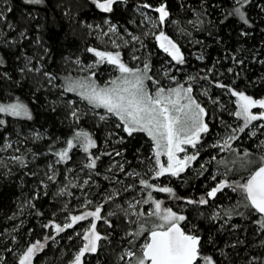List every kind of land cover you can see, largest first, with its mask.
I'll list each match as a JSON object with an SVG mask.
<instances>
[{"label": "trees", "instance_id": "16d2710c", "mask_svg": "<svg viewBox=\"0 0 264 264\" xmlns=\"http://www.w3.org/2000/svg\"><path fill=\"white\" fill-rule=\"evenodd\" d=\"M162 3L170 15L164 25L160 24V30L180 46L185 59L183 64L175 63L170 76H177L178 81L169 86L188 84L185 78L193 76L198 84L189 85L206 107L209 126L197 147L194 168H188L180 177H159L175 192L170 200L187 203L189 198L207 197L215 186L211 179L215 166L233 182L248 174L238 170L245 151L253 160L264 155L263 129L254 135L249 130L239 133L229 150L220 152L213 145L231 132L238 118L234 115L237 98L231 95L232 90L254 99L264 98V0H251L241 9L249 24L229 15L240 6L236 0H118L111 13L98 9L92 0H43L41 4L0 0V104L19 100L32 116L27 119L0 113L4 121L0 125V146L7 138L18 140L16 157L23 160L22 164L0 155V264H18L16 249L36 241L44 247L34 255L33 264L66 260L80 246L74 234L83 221L60 233L52 230L53 225L65 215H81L100 205L101 217H113L107 219L110 231L119 237L124 233L125 223L119 217L128 215L121 209H129L125 199L138 194L143 187L141 177L147 180L149 170L156 167L153 143L144 133L128 136L116 127L115 117L101 120V110L97 113L84 107L79 119L72 117L75 104L71 100L77 96L64 91L63 76L77 74L76 61L89 64L95 60L94 53L87 49H103L95 37L99 32L96 26L108 30L109 20L118 29L125 26L139 34L132 45H120L125 62L139 68L147 63L153 79L168 86L163 71L170 57L145 26L142 14L151 13ZM146 4L151 7H144ZM133 49L138 50L134 53L138 58L128 54ZM111 67L103 64L87 73L95 72L105 82L114 74ZM221 83L226 87H217ZM79 130L90 133L96 147L90 154L74 147L67 162H58L55 153L64 149L66 141ZM97 157L96 167L87 168ZM220 160L227 162V168L218 163ZM130 186L135 187L128 189ZM62 188L68 192H61ZM244 203L240 193L225 188L214 201L186 209L185 226L193 227L201 236L203 254L213 257L216 264H264V229L258 223L259 214L245 208ZM214 208L221 214L215 219ZM145 209L141 203L136 206V210ZM228 210L230 214L226 215ZM137 229L134 224L133 231ZM144 235L136 237L134 247ZM97 256L103 264L110 262L106 250H99Z\"/></svg>", "mask_w": 264, "mask_h": 264}, {"label": "snow or ice", "instance_id": "6c2138e0", "mask_svg": "<svg viewBox=\"0 0 264 264\" xmlns=\"http://www.w3.org/2000/svg\"><path fill=\"white\" fill-rule=\"evenodd\" d=\"M251 0H236L239 7H235L229 15L238 16L244 24H249L246 13L241 9ZM29 4H41L43 0H27ZM92 3L105 13L113 11V5L118 3V0H92ZM151 7V5H144ZM159 14L158 20L163 24L169 17L170 13L166 4H161L155 8ZM3 18V13H0V19ZM191 23V22H190ZM158 25L153 22V27ZM91 27V26H89ZM109 31L115 32V27H111ZM133 39H139L133 37ZM155 39L159 42V47L167 53L177 64L185 62L184 55L180 47L163 31H160ZM88 52L94 53L99 58L97 63L107 62L114 65L118 70L119 75L111 79L103 86L96 83L94 77L95 72H92L88 77L72 78L66 77L64 91L68 93H76L81 100L86 101L93 109H103L104 115H100L101 120H106L109 117H115L118 123L117 128L127 133L128 136H133L135 133H144L153 142L155 168L150 169L154 173L153 178H159L166 174L173 177H180L193 161L197 160L198 151L191 155L180 156V153H187L185 146H190L196 149L200 142L201 134L209 131V126L205 122L207 115L205 109L192 96L193 88L191 85L185 87L183 84H178L176 87L165 89L160 86V82L148 75L150 67L147 63L143 68L129 67L121 59V54L109 51H98L95 48H88ZM3 59L0 58V64ZM79 64V61H76ZM96 65H87L81 68V71H88ZM39 71V69H36ZM23 71V70H21ZM49 80L53 79L49 73H44ZM190 79H193L190 77ZM148 81L156 85L155 91H152L148 86ZM217 87L225 88L224 84H217ZM231 95L236 97L238 110L234 115L243 120V127L238 129L243 132L249 127L251 122L264 120V111L253 113L254 108L264 110V99H254L243 92L231 91ZM0 113L12 116L31 119V113L27 105L19 100L15 103L0 104ZM71 116L79 119L77 111L73 110ZM4 124L0 120V125ZM237 129H232L224 139L222 144L214 145L222 150L231 149V142L238 137L234 135ZM255 133H253L254 135ZM81 147L85 153L90 154V150L96 147V142L92 139L90 133L79 130L74 133L72 139L66 141V147L55 153L58 156V162H67L70 159L69 153L74 147ZM11 147V145H7ZM235 151V150H233ZM119 155V153H117ZM166 156L167 160L162 161L161 157ZM251 153L245 151L243 156L239 158V169L247 172V176H241L240 179L229 182L227 179L221 180L218 184L211 188L206 193L209 198H215L217 193L225 188H230L233 192L241 194L244 204L243 206L250 209L252 212L259 214L258 223L261 229H264V155L258 159L250 158ZM14 160L20 161L23 164L21 157H13ZM96 159L90 160L87 168L93 169L96 167ZM215 159V157H213ZM219 164L225 165V160L218 161ZM236 160L232 161L235 165ZM255 165V167H253ZM203 167V165H201ZM121 170H123L121 168ZM231 171V169H228ZM133 175V173H129ZM134 175L139 176V173ZM215 179V176L212 177ZM52 179V177H49ZM87 183V181H85ZM139 183L146 189H151L156 192L168 193L175 197V192L171 187H159L149 183L148 180L140 179ZM110 196L108 199H111ZM208 199L201 197L198 201L188 200V204H208ZM88 203H91L89 201ZM141 201H135L129 204V209H121L126 215L135 217L131 221L132 224H137L136 231L127 233L130 237H138L144 233H148L146 242L142 244L139 252L129 249L120 257L124 260L128 258L129 264H216L211 256H206L201 250V237L193 230H186L181 227V222L187 219L186 216L178 214L172 208H163V202L155 200L152 193H148L147 199L143 200L144 204L151 203L154 205L151 211L136 210V206ZM102 205L97 206L94 211H86L81 215L70 217V222L63 226L59 224L53 225L57 233L63 232L67 228H72L77 222L93 218L89 228L83 235L85 243L80 248L72 264H84L83 258L87 253H96L99 247V241L105 239L97 231V224L94 221L102 219ZM228 210L225 214H230ZM109 213L108 215H112ZM216 215H219L217 213ZM151 218V219H149ZM213 219L216 216L212 217ZM107 222V221H106ZM48 227V225H45ZM131 244L132 241L130 240ZM44 245L40 241H36L24 252L19 260V264H32L34 255L43 249Z\"/></svg>", "mask_w": 264, "mask_h": 264}, {"label": "rangeland", "instance_id": "374dc122", "mask_svg": "<svg viewBox=\"0 0 264 264\" xmlns=\"http://www.w3.org/2000/svg\"><path fill=\"white\" fill-rule=\"evenodd\" d=\"M153 12H156V11L153 10V11H151V13L150 12H142V14L144 16V21H145L144 24H145V26L149 27V29L152 31V33H153V35L155 37L156 35H158L160 33L161 27H160V23H159V20H158V16L159 15L153 14ZM153 22H155L158 26L157 27H153ZM106 23L109 25V29L111 27H115L116 31L112 32V31H109V29L108 30H103L100 26H96V28L98 27L99 32H98L97 36L95 35V37H96L97 42L100 44L99 47L103 48L102 50H99V51H109V52H113V53L118 51L121 54L122 61L124 63H127V65L129 67H134L133 65L129 64L128 62H125V60L123 58V55L121 53V47L122 46H120V45L121 44H123L125 46L132 45V43H134L135 41L138 40V39H133V37H138L139 38V34L132 33L125 26H123L122 29H118L117 26L115 24H111V22L109 20H107ZM164 23H163V25H164ZM91 27H93V26H91ZM127 35H131V38L128 39ZM120 40L122 41L121 43H119ZM139 41H141V40H139ZM156 42L159 44V42L157 40H156ZM180 50H181V48H180ZM136 51H138V50L137 49H133L131 51H128V54L133 56L132 59H135V58L139 57V56H136V54H134ZM181 52H182V50H181ZM98 61H99V58L96 57L95 60L92 61L89 64H84L82 62L77 64L75 62L77 67H76V69L74 71L77 74H72V73L71 74H65L63 76V82L65 83V78L69 77V76L74 78V79L75 78H80V77H88L91 73H87V72L93 71V69H95L98 66L100 67L103 64H106L108 66H112L111 68L113 69L114 74L112 75V77L110 79H108L105 82L102 81L101 79H99V77L95 74L94 79H95V81H96V83L98 85L103 86L105 83H107L108 81H110L111 79H114L115 77H117L119 75V72L115 68L114 65L108 64L107 62L97 63ZM175 63L176 62L173 61L171 59V57H170V58H168V60H167V62L165 64L166 65L165 68H167V69L163 71V74H164V77H166V79H167V81L169 83H168V86L167 85H160V86H163L165 89L176 87V86H173V85L169 86V84H172V82H177L178 81L177 76H170V74L172 73V71L176 67ZM87 65H96V66L94 68H92V69H89L88 71H81V68H84ZM178 71H181V69H179ZM81 73H83V74H81ZM148 75H150V71L148 72ZM190 77L193 78V79H190ZM184 82H186L188 84H192V83L193 84L194 83L198 84V82L195 81V78L193 76H191V75L187 76L185 78ZM147 83H148L149 88L152 91H155L156 85H153L151 81H148ZM72 94L77 96L74 100H71V103L75 104L74 110L77 111V114H80L81 111H82V108H84V107H87L90 110H92L93 112H97V113L99 112V110H101L102 113L99 112L98 113V117H100V115H104L105 114L103 109H93L92 106L88 105L86 101L81 100V98L76 93H72ZM192 96L196 99V101L206 111V107L201 102H199V100L196 98L194 92H192ZM237 110H238V105H237ZM252 111H253V113H259V112L264 111V110H261L259 108H254ZM206 113H207V111H206ZM204 119H205V122L208 124L207 115L205 116ZM240 127H243V120L241 118H236L234 123H233V126H231V130L232 129H237V131L234 133V135L237 136L239 133H241V132L238 131V129ZM259 129H261V130L263 129L264 130V120H258V121L251 122L249 127L246 128L245 130H249V133L251 135H253V133H257V130H259ZM204 134L205 133L201 134V138L203 137ZM223 139L224 138L218 140L213 145L222 144L223 143ZM199 143L197 144V147L199 146ZM9 144L11 145V147H7V145H9ZM18 145H19L18 144V140H13L11 138H7L5 144L3 146H0V155L8 157V158L10 157V158L13 159V157L17 156L16 153L20 150V148H17ZM185 147L187 148V153H180L181 157H183L186 154L191 155V154L197 152V147H196V149H193L190 146H185ZM78 148L82 149L79 146H78ZM219 149H220V152L224 151L221 148H219ZM161 160L162 161H166L167 157L166 156H162ZM194 162L195 161H193L188 168L193 169L194 168ZM215 165H217V164H215ZM215 167H216V169H214V172H213V175H212V177L215 176V179H213L212 177H211V179L215 180L214 185L216 186L218 184V182H220L221 180H224L225 178H224V172H222V170L219 169L218 166H215ZM121 168L123 169L124 166L121 167ZM152 168H155V167H152ZM122 171L123 170H121V169L119 170V172H122ZM130 172L131 171H129L128 173H130ZM147 174H148L147 180L149 181V183H151L153 185H156V186H159V187H165V186L166 187H170L169 184H164L165 182L160 181L159 178H153L154 173L151 172L150 170H149V173H147ZM166 175H168V174H166ZM169 177H173V176L169 175ZM144 178H145L144 176L141 177V179H144ZM122 181L124 182V180H120V183H122ZM134 187L135 186H130L128 189H132ZM138 191L139 192H138V194L136 196H131V197H128L127 199H125V203H126V205L129 206L130 203H134L135 201H141V205H146L145 212L151 211L152 208H154V205H152L151 203H148V204H144L143 203V200L147 199L149 191H151L153 199L160 200V201L163 202V204H162L163 208H172L173 211L177 212L178 214L184 215L186 217H187V215L185 213L186 209L195 205V204H188V203L180 202V200H178V199L170 200V196H171L170 194L163 193V192L152 191L151 189H146L144 187L139 188ZM61 192H65L66 193L68 191L65 188H62ZM217 196H218V193H217L216 197ZM201 197H203V196H201ZM201 197L198 196V199H190L189 198L188 200L198 201ZM205 198L208 199V201L212 200V199L214 201V199H215V198H209V197H205ZM87 202H89V200H87ZM217 213H219V215L221 216L220 211L214 208L213 216L218 217V215H216ZM111 218H113V217H102L101 220L94 221L97 224V231L100 233V235L102 237H105V239H102L101 241H99V247H98V250H97L96 253H87V254H85V262H84V264H103L102 260L97 256L99 250H101V249L102 250H106L111 255L110 262L107 263V264H129V261H128L127 257H125L124 260H121L120 257L122 255H124V253L126 251H128L129 249H132V250H135V251L139 252L140 247L142 246V244L144 242H146V238L149 235L148 233H146V235H144L142 238H140L137 241L136 246H135L136 248H135L133 246V243L137 240V238L136 237H130V236L127 235L128 232L134 230V224H132L131 221L134 220L135 217H131V215H128V217L127 216L126 217H119V218L123 219V221L125 223V225H123L124 233L120 237L119 236H115L110 231L107 219H111ZM82 221H83V224L81 225V227H79V228H77L75 230V234H74V235H76L79 238L78 242H79L80 246L77 249H75L73 251V253H71V257L67 258L66 260L60 261L58 264H72V262H73V260L75 258V255L78 253L80 248L85 243V241L83 240V235L86 232V230L89 228L90 223L93 222V218L90 217L89 219L82 220ZM185 221H183L181 223H183L185 225ZM68 222H70L69 215H65L63 217L62 221H60L61 226H63L65 223H68ZM185 227L188 230H193L195 232L193 227H189L187 225ZM52 230L56 232L55 227H53ZM130 240L132 241L131 244L129 243ZM28 247H30V246H28ZM28 247H22V248H17L16 249V252H17L16 253V257H17L18 261L20 260V258L22 257V255L24 254V252L27 250ZM33 259H34V257H33ZM38 263H39V261H38ZM32 264H33V260H32ZM42 264H44V263H42Z\"/></svg>", "mask_w": 264, "mask_h": 264}, {"label": "crops", "instance_id": "0c3cea01", "mask_svg": "<svg viewBox=\"0 0 264 264\" xmlns=\"http://www.w3.org/2000/svg\"><path fill=\"white\" fill-rule=\"evenodd\" d=\"M178 84H182V83H176V84H174L173 86H177ZM185 87H188L189 86V84H183Z\"/></svg>", "mask_w": 264, "mask_h": 264}, {"label": "water", "instance_id": "95a60500", "mask_svg": "<svg viewBox=\"0 0 264 264\" xmlns=\"http://www.w3.org/2000/svg\"><path fill=\"white\" fill-rule=\"evenodd\" d=\"M181 227H183L184 228V226L182 225V223H181ZM200 236V235H199ZM201 237V236H200ZM83 261L85 262V256H84V258H83Z\"/></svg>", "mask_w": 264, "mask_h": 264}, {"label": "flooded vegetation", "instance_id": "af4514ba", "mask_svg": "<svg viewBox=\"0 0 264 264\" xmlns=\"http://www.w3.org/2000/svg\"><path fill=\"white\" fill-rule=\"evenodd\" d=\"M182 225L184 226V228H185V225L182 223ZM186 230H188L187 228H185ZM196 233V232H195ZM197 234V233H196ZM198 235V234H197Z\"/></svg>", "mask_w": 264, "mask_h": 264}]
</instances>
